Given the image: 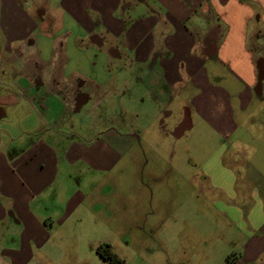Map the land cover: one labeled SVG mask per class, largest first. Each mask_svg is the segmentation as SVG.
I'll return each mask as SVG.
<instances>
[{
	"label": "crops",
	"instance_id": "1",
	"mask_svg": "<svg viewBox=\"0 0 264 264\" xmlns=\"http://www.w3.org/2000/svg\"><path fill=\"white\" fill-rule=\"evenodd\" d=\"M90 49L126 75L68 73ZM119 227L264 264V0H0V264H126Z\"/></svg>",
	"mask_w": 264,
	"mask_h": 264
},
{
	"label": "rangeland",
	"instance_id": "2",
	"mask_svg": "<svg viewBox=\"0 0 264 264\" xmlns=\"http://www.w3.org/2000/svg\"><path fill=\"white\" fill-rule=\"evenodd\" d=\"M24 52H25V54L29 55L28 56L29 59H36L38 57L37 51L26 50ZM70 54H71V52H70ZM57 55H60L62 57L63 51L56 50V56ZM86 59H88V60H96L97 59V60H99V64L95 65V66L90 65V63H88ZM79 62H80L79 65L76 64L75 66L66 67L67 72L69 73L70 71L77 70L79 73H82L83 75L91 76V77L95 78L98 76L110 77L113 74L121 73V70L123 69L125 71L124 74L126 75L127 67L115 66V64H112L110 61H108L104 56H102V54L96 53L95 51H93L91 49L85 51L84 57ZM91 105H92V103H91ZM89 107H90V103H89ZM87 108L88 107L86 106V109ZM104 108L105 107H102V108L100 107L98 110L101 111V109H104ZM75 118L77 121L81 118V116L77 115L74 117V119ZM90 118H91L90 116H88L86 118L87 122L90 121ZM201 133H202V130L198 129L197 135L194 136V140H196V142L199 141L200 145H201L203 139H201L200 137H197V136L200 135ZM156 149L159 150V149H161V147H157ZM194 152H198V153L201 152V154H209V153L213 152V148L208 147L207 149H202V150H197V151L194 150ZM122 215H123V212L121 210H119V218L120 219L123 218ZM117 230H118V232L117 233L113 232L112 235H110L108 233H104L103 235H100L99 233H97L95 235V238L97 240H99V239L108 240L107 243L112 246L111 250H113V252H115V253L116 252L119 253L120 256L126 261V264H137V262H139L140 260L135 258L134 254L136 253V251L138 249H142L141 244H142L143 238H140L141 236H136V237L127 236V234L125 232H122L121 227L117 228ZM93 237H94V232H93ZM97 240L95 242H98ZM104 242H106V241H104ZM91 244L92 243H90V241H89L88 245L90 246ZM97 249H98V247H97ZM154 250H156V251H154ZM142 251H144L148 255V259H147V262L145 264H166V262H167V256L160 254L159 247L154 242L148 241L147 245L145 246V249H143ZM94 252H90V248H89V251L85 250L82 253L81 257H83V256L85 257L87 264L88 263L89 264H102L101 259ZM108 252H110V251H108ZM58 259H59L58 261L60 264L67 262V260L69 261L68 258L67 259L58 258ZM141 264H144V263H141Z\"/></svg>",
	"mask_w": 264,
	"mask_h": 264
},
{
	"label": "trees",
	"instance_id": "3",
	"mask_svg": "<svg viewBox=\"0 0 264 264\" xmlns=\"http://www.w3.org/2000/svg\"><path fill=\"white\" fill-rule=\"evenodd\" d=\"M109 251V246L105 245V246H100L98 248V252L100 253V255L108 260L110 262V264H122V260L118 259L116 257V255H114L112 252H108Z\"/></svg>",
	"mask_w": 264,
	"mask_h": 264
}]
</instances>
